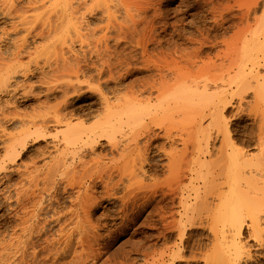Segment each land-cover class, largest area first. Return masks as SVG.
<instances>
[{"label": "rangeland", "instance_id": "374dc122", "mask_svg": "<svg viewBox=\"0 0 264 264\" xmlns=\"http://www.w3.org/2000/svg\"><path fill=\"white\" fill-rule=\"evenodd\" d=\"M81 1L83 3H85V0H81ZM87 1H88V4L90 2V5H87ZM91 1L93 2V0H86V6L87 7L81 6L80 9H78V11L75 13V16L78 17L79 21L74 19L75 25L73 28H71V34L69 31H68L69 32L68 34L66 33L67 31L64 32L66 35L69 36V37H67L65 35V39L67 38L69 40L66 39V41H61V42L57 41L56 53L43 54L42 57H39V61H38V64L41 66V65H44V62L46 61V57H47L49 62L57 60L61 64H64V60H63L64 57L68 58L69 62L71 61L70 59H72V62H70V64L66 62L68 64L69 69H71L72 66L74 67V65H75V67L77 65H79V67L82 66L80 68H82L83 73L82 72L79 73L80 76L78 77V80H77L78 82L71 79L73 81V84H76L77 86H79L78 84H80V86L75 87L76 86L75 85L74 86L75 88L70 87L69 89H67L69 91V93H68V91L65 93L63 90V88H64L63 86H65V84L63 82H65L67 80V78L69 80V77L65 75L66 73H64L65 76L62 74L63 76L60 77V75H61L60 74L61 71H60L58 74L55 73L56 76H54V74L49 73L47 67H45L46 69L45 68L43 69L45 71L44 72L45 76H44V74H41L40 69H39V71H37L36 69L33 70V72L27 74V76L26 75L23 76L22 74L15 75V77H13V79L11 80L12 88H8V91H2L0 93V102H1L0 103V105H1L0 106L1 107L0 112L3 108V111L4 110L7 111L6 112L7 115L10 114L7 116L6 119H2L1 117H3V116H1V113H0V118H1V120H0V243L3 242L4 240H8L10 237L25 236L28 233V232H24V228H26V229H28V228L24 227L21 224L22 220L20 217L23 215V213L20 212L22 209L19 210L20 208L18 206H20V205L17 204L16 199H15L16 198V192H17L16 189L19 190L23 186H24V188H25V186L27 188V186L31 185V186H29L30 188H28V192H31L32 191L31 188H33L34 186H35L34 188L38 187L36 185H39V186L41 185L44 188L49 186L47 188H50L51 190L48 189L47 191H44L45 189L40 190L42 187L41 188L38 187L39 189L36 188V191L37 190L39 191V192L37 191L36 194H38V193L40 194V195L38 194L39 197H36V200H38L40 202L41 206L39 205V207H40L41 212L39 211V214L37 216H33V219L30 221L28 220V224L26 223L27 226L30 225L29 227L31 228V232H32L31 234L32 235H33V231H34V236H32L33 237L32 240L36 241V243L35 244L33 243V246H34V248H36L38 250V252H41V254L38 253V255H41V256H43L44 254L46 255L48 253V249L47 250L45 249L46 250L45 251L44 247H43L46 245V243H43L44 241L46 242V240H47L46 237H48V240L51 236H52L51 238H53V236L56 237L57 235L55 233H57L59 231L58 229L62 225V222L68 220L69 213H70L69 208H71V210H72V208H74V205L72 204V201H71L73 196L77 194L78 189H81V190L84 189L85 190L86 187H89V185L92 184L89 181L90 179L87 176L88 173L85 174V170L82 167L83 165L81 164V162H82L81 160H85V158H87V160H88V158L91 159L96 155H102L103 156V154H105L103 157L101 156L102 157V161H101L102 163L111 164V163H115L116 160H118L117 163H120V159H121L123 154H122V151L119 147L122 146V144L125 145L126 143H128L130 139H131L130 141H132L133 138H136V134L137 133L139 134L141 132L140 131H138V132L134 131V132H136V134L134 135V132L130 131V133L133 134V135H130L129 131H126V130H128V127H131L133 125V123L132 124L127 123L126 124V125H128L127 128L125 127V125H122V128H125L126 130L122 129L123 131L124 130L125 131L121 132L120 135L124 134V135H122V137H123L127 133L128 136H125V137H126V139L128 137L129 140L127 139V141H126V139L123 137L121 139L123 142L121 143V145H118L121 142V140H119L121 138V136L119 135L120 138H118V136H116V140L120 141V142L117 141V146L119 148L117 151L120 150L119 152H117L116 149L114 150L113 147L112 148L110 147V144L112 145V142L111 143L107 142L108 141V140H106L107 138L102 137L100 139L98 138L97 139L98 144L96 143L95 146H93V148L94 147L96 148V149L94 148L95 153H93L87 147H86L87 149L85 150L84 148L81 149V148H78V146H74V145L73 146H70V145L67 146L66 143H64L65 139L63 140V138L65 137L66 134H68V128L63 126V125L62 126L61 125H54V123H52V124L50 123V125H48L49 127L48 126L46 127V130L45 129L43 130V128H42V130L44 132V133H42L43 136L41 135V132L39 134V131L35 132V134H33L35 130H32L34 128H31L30 129L31 135H28V137H27L28 139L24 140V143H23L22 142L23 138H20L22 140L19 143L20 146L16 145V148L14 146V151L16 150V152H14V151L12 152V151H10L11 148L8 149L7 146L11 147V145H12V143H14L15 139L18 140L20 136H22V135L25 136V134L27 135V133H29V130L28 131H22L21 130L22 126L20 125L21 124L20 118H28L30 116L38 115L40 113L42 114V112L45 113V112H47L46 111L47 109H49V110H50V108H52V109L56 108L57 109L58 107H60V109L66 108L65 109L66 111L67 110L69 112L71 111L70 113L73 116L71 124L76 125L78 123V125L80 127L82 125H85V126H83L84 128L85 127L86 128L87 127L88 128L89 127L94 128L96 126L98 127L97 123L101 122L102 121L101 118H103L102 116H104L106 114L105 108H103L104 104H102V101H104V100L100 101V98L103 97L101 99L107 98L109 100V103H111L112 106L114 107L113 110H115L117 112L116 117H119L118 114L120 113V111H122V110H120V106H122L121 108L124 109L125 107H127L130 104L128 106V108L131 106L130 107V109H131L133 107L131 104H134L137 107L136 108L134 106L136 109V112L137 111L139 112L141 119L144 118L145 120H147L148 116L145 117V115L150 116L151 113L154 114V111H152L149 114H146L147 112L145 113V111H143V110H145V108L141 111L140 105L142 104V106L143 105L146 106V102H147V100L145 99L146 97H147V99H148V97H151V98L153 97L151 99L152 102H150V104L153 103L154 101H156L155 97L157 96V94L156 95L154 94V93H158L156 86L158 85V87H159L163 82L166 83V82L171 81V80L174 81L173 78L176 77L175 76V75H177L176 72L178 73V75L180 77V78H178V81L181 82L183 80V84H185L187 81V84H189V86H192V87L195 86V84H193L195 82H196V84L198 83L197 85L199 86V85H202L203 82H206V80H207L208 82H206V83H209V85H211V87H212V88L210 87V89L208 90V93L210 94V92H212L213 94L215 93V95L208 97L206 93H204V94H206L205 96H207V98H205L208 100L207 104H209V106L211 104V106H212L213 102L217 101L218 97L221 94L222 85H223L222 80H226L227 76L229 74L233 76L234 71L237 70L236 66H232V64L236 65V62H239V61L244 62V60L246 58H248V53H250V52H248V53H246V52L249 50L251 51L252 48L254 47V45L252 44L253 45V47L251 46L252 48H250V49L246 48L249 46L245 47V45H247V44L251 45V41H253V39H251V41L249 40L250 41L249 43L247 41V44L245 43V45H244V47L247 49L246 52H244V53L242 52V51H245V48L242 49V51L239 50L238 52H240V51L242 52V54L239 53L241 58L237 57V59L235 60L236 56H234V54L237 55V53H234V52H237L235 50L237 49L236 44L238 45L239 38L237 39L236 44H235V39L239 36L238 32H242L245 29L250 28L251 30L249 31V34H247V36L245 38V39H248V37H249L248 35H250V33L255 32L254 30L257 31V28H258L259 29L258 30L259 35H257V36L260 39L263 38L262 29L259 28L260 25L258 27L257 23L259 20L264 21V0H125V2L129 3L131 6L126 4V3H125L126 5L124 4L123 6H120L122 9L118 8L119 9L118 10L119 13L117 16L118 19L115 22L109 20L106 15H104L102 17L101 9H99V6L101 5L100 2H99L100 4H97V6L95 8V6L94 7L91 6V5H93ZM109 1L107 0L105 2L108 3ZM113 1H115V0H113ZM93 3L96 4V2H93ZM107 3L104 4V0H103V5H107ZM110 4H111V2H110ZM103 5H101L102 7L100 6V8L103 9ZM123 8H125L126 11ZM126 8H128L129 10H127ZM244 8L248 9V11H249L248 19H246V20L241 19L240 20V18H238L239 17L238 15H240L241 10ZM120 10H122V11H120ZM230 13H232V14H230ZM230 15L231 16L237 15V16H234V18H231ZM3 28L9 29L10 27H9L8 22L0 19V30ZM260 29H261L262 33L260 32ZM258 32H257V34H258ZM81 34H83V35H81ZM0 37H2L1 32H0ZM255 38H257V37H255ZM62 42H64V43H62ZM65 42H66V44H65ZM200 42H201V45H203L201 47H200ZM29 43H30V46L33 47L35 45L44 44L45 41H42L37 37H30ZM225 43H229V44H225ZM6 45H8V44H6ZM143 45L146 48V50L144 49ZM1 47L4 48L5 46L2 44ZM237 47L239 48V46H237ZM61 48H63L64 50ZM67 49H69V50H67ZM143 49L146 52H144ZM61 50L64 52H62ZM199 50L201 51V56H200ZM72 51L74 52V54ZM61 55H63V56H61ZM233 56H234V59H232ZM70 57H72V58H70ZM189 57H191V58L189 59ZM143 58H145V60ZM230 58H231V60H230ZM229 60L230 61L235 60V61L232 62V64H229L230 63V62H228ZM23 61L24 62H30L31 66H32L31 69L35 68L34 67L35 66L34 65V59L31 60V57L25 56L23 58ZM77 61L79 64L77 63ZM222 61L224 64L222 63ZM193 62H195L196 64ZM60 63H59V65H60ZM211 63H212L213 67L210 65ZM71 64H74V65L71 66ZM81 64H83L86 69H84L83 65H81ZM146 64H147V66H146ZM202 64H203V67L205 66L206 68H209V69H205V67H204V69H205L204 70L202 67ZM227 64H229L230 67L232 66V69H230ZM69 65H70V67H69ZM100 65H101V68H100ZM207 65L208 66L210 65V66L208 67ZM225 65H227V66H225ZM60 66H64V65H60ZM65 67L67 68L66 65H65ZM64 68L62 69L63 71L66 69V68L65 69ZM96 70H98V71L96 72ZM260 70H259V72L261 75L259 74L260 76L258 77V80L261 81L263 79V82H264V67H262ZM100 71H101V73H100ZM228 72H229V74H228ZM161 73H163L164 77H162ZM96 74H97V76H96ZM178 75H177V77H178ZM57 76L60 78H58ZM191 76H193V77H191ZM71 78H74V77H71ZM191 78H193V79H191ZM57 79H58V81H57ZM179 79H182V80H179ZM208 79H212V80L209 81ZM51 80L52 81L55 80V82L54 81L52 82ZM140 80H141V82H140ZM175 80H176V78H175ZM184 80H185V83H184ZM191 80L192 81L195 80V82H192ZM253 81H254L253 85H251L252 89H250L246 93L247 96L245 95V97H244V98H246V100H242V104H241L242 106L238 107L237 98L236 99L234 98V100H233L234 104L231 106H228L223 111L225 116H224V114L222 115L223 116L222 121H220L221 119L218 116L217 117L219 118V120H218V118L215 119L216 117H210L208 111H212V110H208V111L206 110V112H208L209 116H206L204 119H202V121H201V123H199V125L196 122H191L189 120V119L193 118L194 116L193 117L191 116V118L188 117L186 119L183 116L187 114V111H190L187 108L188 106L190 109L192 107H194L191 105L193 103L192 101H191L192 102L191 104L189 103L190 105L187 104V106H186V103H185V106L183 107V104H182L183 101L182 100H181L182 101V103H181V101L176 102L172 99L174 103L176 102L177 104H179V103L181 104V105L176 106L177 109H175L173 111V109L176 107H174V108L171 107L170 109L165 110V112L163 111L164 113L160 110L155 112L156 115H153V116H155V119H157L159 121L161 120L162 124H164L162 126L167 125L168 126L167 132L169 131L170 133L168 132L167 135H163V133L165 132L164 128H160V126L159 127L158 126H152L151 127L152 130H150L152 132H149V134H151L150 136L153 137V142L150 140V138H148V136L147 137L145 136V135H149L147 133H145V134L143 133V135H144V136L142 135L143 137L142 136L140 138L138 137L139 140L143 143L145 142V140L146 141L149 140L152 143V145L150 144V146H149L150 151L149 150L147 151L149 153L148 158L151 157L152 161L149 158V164L150 165H146L145 169H147V172H148L147 175L149 177L153 176L154 178H156V177L158 178V176H159V178L156 180L153 177H152L153 178L152 179V178H149L148 176H146V177H148L147 179H150V181L155 180L153 182L154 183L156 182L155 184L160 186V187L151 186V188L149 187L150 191L155 190V192L156 191L158 192V193L156 192V193H154V195H152L154 197L152 198L153 201L151 202L150 205L153 204V206L152 207L149 206L146 209H144L145 211H143L141 214H139L135 218V220L132 221L133 223L129 222L127 224L123 220L124 218H123V215L121 213V203H120L119 197L121 196V194H123L124 191L129 189V186H132V185L136 186V184L135 185L130 184L128 186L125 185L126 184V182H125L126 177L125 178L123 177L122 179H124V180H122V182L120 183L121 185H123V183H124L123 189H121L122 186L120 187L119 182H118V186L120 187V189H117V186H115L116 188H114V190L116 189V191H114L113 189L110 190V188H109L110 191H114V193H113L114 198L112 196H110V195H112V193L108 192L110 194H108V193L106 194V192H107V191H105L106 188L103 187L104 185L102 183L96 184V186H94L93 189L96 190L95 195L99 198V199L97 198V201L99 200V202H98L99 204L96 206L97 208L91 213V219L93 222L92 224L97 227V228L95 227L96 228L95 229L96 230V237L90 236L88 239L89 240L88 242L91 245L90 247H88V248H90L89 251L91 249L93 251L91 250L92 253L87 251L90 255L87 254L85 256H88L89 258L87 257L86 260H84V263H82L83 260L80 261V259H81L80 258L78 260V262L80 261V263H78L76 261L77 264H81V263L82 264H161V263L162 264H229V263L230 264H244V263L245 264H264V219H263L264 216H262L263 210H264V96L262 98L261 97L258 98L256 101H254V95H253V92H254L253 89L257 88L260 90L261 88L263 89L264 86L261 83L262 81L260 82L261 85H259L260 84L259 82H257V81L255 82V80H253ZM50 82H51V84H49ZM188 82H190V83H188ZM200 82H202V83H200ZM211 82H213V83H211ZM52 83H54V84H52ZM55 83H56V85H55ZM174 83H175V81H174ZM174 83L172 82L170 85L174 86ZM14 84H17V86ZM168 84H169V82H168ZM165 85L162 84V86H164V87H165ZM216 85H218V87L220 85L221 88L214 87ZM224 85H223V87H224ZM13 86H15V87H13ZM154 86H155V88H154ZM171 86L170 87L166 86V87L172 89ZM186 86H188V85H186ZM57 87H58V89H57ZM13 88H16V89L13 90ZM76 88L78 90H76ZM48 89H49V91H48ZM148 89H150V90L148 91ZM199 89L202 90V88H200V87H199ZM169 90H167V91L169 92ZM170 91L176 93L175 89L174 90L172 89ZM251 92H252V94H251ZM51 93H53V94H51ZM149 93H151V95ZM66 94H68V96ZM171 94H173V93H171ZM165 95L170 96V94H168V93ZM203 95H201L202 98H203ZM210 95H212V94H210ZM169 96H168V98H169ZM173 96H174V94H173ZM170 98H171V96H170ZM194 98H195V100L198 99L194 96L192 98V100H194ZM144 99L146 100V102ZM172 100H171V103H172ZM183 100H185V99H183ZM186 100H188V99L186 98ZM195 100H194V102H195ZM199 100L204 101V99H199ZM65 101H67V102L64 103ZM133 101H135V102L133 103ZM61 102L65 105L66 104H68V105L65 106ZM204 102H206V101H204ZM126 103H128V104L126 105ZM174 103H172L173 106L176 104V103L175 104ZM195 103L193 105H195ZM200 103H202V102H200ZM202 104H200L198 108H200L201 110H205L207 107H205V106L201 107ZM204 104H206V103H204ZM179 106L180 107L182 106V107L180 108ZM4 107H5V109H4ZM195 107H197V105H195ZM241 107H243V108L241 109ZM117 108H118V111H117ZM128 108H127L126 112L128 111ZM184 108L187 109L186 113H185ZM198 108H194V109H198ZM236 108H237V110H236ZM238 108L241 109V111ZM9 110H10V113H8ZM124 110L122 111L121 117H120L121 120L123 119L122 121H124V119L127 120V118H128L127 115L129 114V113H126ZM132 110H134V108H132ZM13 111H15L17 114ZM132 112H133V114L130 113L131 115H129L130 119L128 120V122H131V119H133V121H134L135 120L134 118H137L134 115V111H132ZM180 112H183L184 114L183 113L181 114ZM206 112H205V114H207ZM12 113H14L13 117H11ZM143 113H145V114H143ZM122 114H124L125 116ZM178 114L180 115V117L182 115L183 118L182 117L180 118ZM188 114L192 115V112H190ZM19 115H21V116H19ZM167 115H168V117H174L175 119L174 118L173 119L167 118L166 117ZM163 116H165V118H166V119H164V121H163V118H164ZM10 117L12 119L13 118H15V119L12 120ZM125 117H127V118H125ZM178 117H179V119H177ZM137 119L139 120V118H137ZM182 119H184V120H182ZM213 119H215V121ZM167 121H169V122L165 123ZM171 121L173 123H170ZM189 121H190V123H189L190 126H191V124H193V126H191L190 128L188 126ZM192 121H195V119ZM136 122L137 121L135 120L136 126H132V128H131L132 130H133V127L134 128L137 127L136 129L140 130L141 127L137 126V125H141V123L138 124V122L137 123ZM140 122H142V121H140ZM175 123H177V124H175ZM194 123H195V125H194ZM170 125H171V127H170ZM175 125H176V128H175ZM179 125H181V126H179ZM52 126H54V127H52ZM225 126H227L226 129L231 130L229 132H226L227 134L230 133V134H228V136L230 135L229 137L226 135L225 131H224L225 134L223 132H222V134H220V130L223 129ZM138 127H139V129H138ZM169 127L171 128V130ZM66 128H67V130L65 131ZM197 128H198V130H197ZM199 128H200V130H199ZM56 129H58L57 131H62V132H59V134H58L56 132ZM188 129H190V130H188ZM42 130H40V131H42ZM223 130H225V129H223ZM63 131H65V132H63ZM96 131H98V130H96ZM188 132L190 134L193 133L192 136H190ZM153 133L155 136L153 135ZM161 133H162V137L161 136L159 137V135H161ZM55 134H56V137H55ZM138 134H137V136H138ZM186 134L188 136H186ZM63 135H64V137H63ZM117 135H118V133H117ZM129 135L131 137L132 136H134V137L131 138ZM168 135L171 136L170 137L171 139L174 138L173 139L174 143H172L170 138L165 137ZM195 135H197V136H195ZM222 135H224V136H222ZM24 136H22V137H24ZM177 136H178V138H176ZM179 136H181V137L179 138ZM6 137H8L9 140ZM144 137L148 138V139H145ZM188 137H190V139H188ZM10 138H11V140H10ZM167 138H168V140H167ZM182 138L184 139V142L186 143V145H184L185 151L190 150L191 145L193 147V148L191 147L192 149L190 151L185 152V155H188V156H186V158L188 157L187 160L185 159L186 163H184L185 164V170H184L185 175H184V177L185 176L186 177L182 178V180L183 179L184 180L181 184V187L183 188L182 194L184 193L183 196L186 194L185 195L186 197L184 196V198H185L184 201L187 204L190 203L189 205H187V204L185 205V203H184V205L186 206L185 208L187 209V211L185 210V213L187 212L186 213L187 217L189 216L190 219H186L187 218L186 214L183 211L184 205L183 206L180 205L179 199L175 198L176 195L173 196L172 195L173 192H171V191L169 192L170 189L168 190V188L166 187V184H164V186H163V184H161L163 179L170 177L166 173V172H168L170 174V172L166 169L167 167H165V165H164L167 162V155L168 154H166V153L183 149L184 143L183 142L181 143V141H183ZM24 139H25V137H24ZM55 139H57V140H55ZM191 139H194V141H191ZM196 139H198V141ZM204 139L206 141L208 140V145H209L210 149L212 148L211 149L213 151V152L211 151L212 154H208L210 157H208V155L204 152V150H205L204 149L205 148L204 147V145H205ZM124 140L126 141V143ZM57 141L58 142L61 141V142L58 143ZM114 141H115V138H114ZM199 141H200V143H199ZM187 142H189V143L187 144ZM191 142H192V144H191ZM196 142H197V144H196ZM143 143H141V144H143ZM161 143L163 145H165V146H163V148L165 147L166 153H163V151L165 152L164 149L161 150V148H160ZM194 143L196 144V146ZM198 143H199V145H198ZM16 144H18L17 141H16ZM21 144H23L22 145L23 147L21 146ZM61 144H63V145H61ZM128 144H130V143H128ZM213 145H215V147ZM231 145H234L236 148H242L243 147L242 149L246 150V151L243 150L246 153L245 155H247L248 158L250 157L247 160L249 167H248V169H247V167L244 169V170H247V172L243 171V170H241V171H243V172H241L238 170V172H239L238 173L237 171L234 172V170L231 168L232 167L231 161H233L232 160L233 157L230 158L229 155L227 157V155L223 154V153L227 154V152L229 153L231 151ZM65 146H67V149ZM126 146H124V147H126ZM108 147H109V149H108ZM166 147H167V149H166ZM198 147H200V149ZM6 148H7V150H6ZM158 148H160L159 150H161L162 152L159 151ZM168 148L172 149V150H169ZM223 148H224V151H226V152L222 151ZM201 149H202V151H201ZM219 149H220V151H219ZM214 150H216V151H214ZM6 151H10L13 153V154L9 153L10 156L12 155L11 159H8L10 157H5ZM111 151L113 152V154L110 153ZM154 151L157 153H155ZM221 151L223 153H221ZM59 152H61V153H59ZM71 152H73V155ZM16 153H17V156H16ZM89 153L93 156L89 155ZM126 153L127 152H125V154ZM218 153H220V156ZM84 154H85V156H84ZM86 154H88V155H86ZM94 154H96V155H94ZM221 154H223V155L221 156ZM111 155L113 157H111ZM211 155H212V157H211ZM198 156H199V158H198ZM12 157L13 158L16 157L14 159V162H13ZM71 157H72V159H71ZM117 158H119V159H117ZM203 158H204V161H203ZM79 159L81 162L79 161ZM229 159H230V162H229ZM60 160H61V162H60ZM68 160L70 162L69 164H68ZM196 160L199 161V164H201L200 161H203V163H205V164H203L204 166L201 164L202 167L200 166V168H199L200 170H198L199 166L197 167V165H199V164ZM53 161L56 163L55 166H58L59 168L52 165ZM76 161H77V163H76ZM59 162L62 165V167H60V164L57 165ZM162 162L164 163V164H161L163 166H161L159 164ZM251 162H253V163H251ZM187 163H188V165H187ZM227 163H228V165H227ZM206 164H207V166H206ZM34 165L36 166V168ZM66 165H68V166H66ZM24 166H25V168H26V166L28 168H26V170H25V168H23ZM51 166H52V168L55 167V168H53L54 170L51 168ZM189 166H190L191 170L189 169ZM208 166H210V167H208ZM226 166L230 167L229 169L227 168L229 171L226 169ZM70 167H71V170H68ZM205 167H207V168L204 169ZM32 168H34V169H32ZM44 168H46V169H44ZM50 168L52 169V172H51ZM66 168H67V171H66ZM162 168L164 169V171H162L163 170ZM249 168H251V169H249ZM78 169L81 172L78 171ZM194 170L197 171V173L194 172ZM250 170H252V171H250ZM26 171H28L29 173L31 172V174H32L31 176H29L30 174L26 175V177L29 176L28 178L30 180L27 178H24V175H25L24 172L26 173ZM44 171H45V173H44ZM54 171H55V173L57 171L58 174L52 176L51 174L54 173ZM65 171H66V173H65ZM200 171H201L202 176L199 175ZM22 172H23V174H20ZM39 173H40V176H38ZM64 173H65V175H64ZM67 173H68V175H67ZM125 173H127V172H125ZM149 173L150 174L152 173V176H150ZM153 173H154V175L157 174V175H155L156 177L153 175ZM70 174L72 177L70 176ZM77 174H78V177H77ZM82 174H83V177L85 179L82 176H80ZM163 174L164 175L167 174V175L163 176ZM22 175H23V177H22ZM62 175H64L63 177L64 178L66 177L67 179H64L62 177ZM58 176L61 178V180H60V178H58ZM67 176H69V177H67ZM116 176H114L115 178H113V179L118 180L119 176H117L118 178H116ZM122 176H124V175H122ZM33 177L36 178L35 179L36 181L34 180ZM70 177H71V179H70ZM76 177H77V179H76ZM130 177L132 178L131 174L127 178V181L130 180L129 179ZM160 177H162V178H160ZM201 177H202V179H201ZM45 178L47 180H45ZM48 178H49V181H48ZM62 178H63V181H62ZM78 178L81 179L80 184L78 183L79 182ZM147 179L145 178L144 182H146V183L149 182L150 184L152 183L153 185H155L153 182H150ZM52 180L55 182H53ZM27 181H29V183ZM51 181H52V183L50 186L49 182H51ZM56 181H57V183H56ZM73 181H74V184L76 183L75 185L73 184ZM188 181L190 183H188ZM45 182H47L48 184ZM65 182L68 184L65 185ZM70 182H72V186H71ZM159 182H160V184H157ZM77 183L79 186L77 185ZM185 183H188V184H185ZM46 184H47V186H46ZM127 184H129V183H127ZM86 185H88V186H86ZM161 185H162V187H161ZM124 186L126 187V190H125ZM137 186H138V184H137ZM183 186H186L188 189H186ZM66 187H68V188H66ZM69 187L70 188L72 187V188L69 190ZM77 187H79V188H77ZM156 187H157V189H156ZM34 188H33V190H34ZM62 188H65V189H63V191H62ZM133 188H135V187H133ZM153 188H155V189H153ZM159 189H161V190H159ZM164 189H165V191H164ZM197 189L199 190L198 192H197ZM40 191H41V193H40ZM118 192H119V194H118ZM162 192H164L165 194ZM163 194H164V196H163ZM103 195H107V197H105ZM168 196H171L173 199H171ZM193 197H194V199H193ZM197 197H198V199H197ZM200 199H202V200H200ZM222 200H224V201H222ZM225 201L227 203V207H225L224 205H221ZM193 205H195V206H193ZM158 207H159V209H158ZM192 207H194V209H195V210H193V212L191 211ZM229 207H231V208H229ZM232 207H233V209H232ZM68 209H69V211H68ZM62 211L64 213L67 212L68 215L62 216V214H61V213H63ZM196 211L198 213H200V216ZM229 211H231L232 213ZM161 212H163V213H161ZM160 213H161V216L159 217L158 214H160ZM180 213L182 214V216ZM190 213L192 214L191 215L192 217L190 216ZM225 213H226V219H224ZM227 213H229L230 215H228ZM162 214L163 215L165 214V215L163 216ZM169 214H171L174 219ZM232 214L234 215V217L236 219L233 217L234 218V220H233ZM236 214L239 216L238 217L239 223H237L238 221H237V215ZM152 215H154V216H152ZM195 215H196V218H195ZM66 216H68V217H66ZM256 216H258V217L260 216L259 218L257 217L258 218L257 221L255 219ZM164 218H165V220H164ZM261 218L263 220H261ZM61 219H63V220H61ZM120 219H121V221H120ZM178 219H180V220H178ZM185 219H186V221H185ZM182 220H183V223L185 222L184 226L182 225ZM192 220H194V222H192ZM199 221H201V222H199ZM215 221H216V223H215ZM227 221H228V225H227ZM229 221H230V223H229ZM222 222H223V226H225V227L222 226ZM33 224L34 225L37 224V226L35 227ZM168 224H170V225H168ZM177 224L180 226L177 227ZM192 224H193V226H191ZM204 224H206V225H204ZM117 225H119V226H117ZM207 225H209V226H207ZM210 225H211V227H210ZM232 225H234L233 226L234 228L232 227ZM238 225L242 226L239 235L237 234L238 233L237 229L239 227ZM229 226H231L232 229ZM174 228H176V229L178 228V229L175 230ZM179 229H182V232H183V235H182L183 237H181V239L179 237L181 235V230L179 233V231H178ZM234 229H235V231H234ZM132 230H134V231H132ZM215 231H216V233H215L216 235H213V233ZM227 232H228V234H227ZM234 232H235V235H234ZM232 233H233V235H232ZM215 236L217 237L216 239H215ZM220 236H224L225 238L220 237ZM74 239L75 240H73L72 246H71L72 250L70 249L69 252L67 250L65 253L61 252L62 256H60V255L58 256V258L60 259V260L58 259V262L56 261L57 259L55 258V261H54L55 264H57V263L58 264L59 263L68 264L69 262L73 263L72 261H74V259H75L74 258V250L75 249L77 250V248H78V250L80 249L79 245L77 244V242H78L77 238H74ZM34 241H32V242H34ZM231 241L232 242L235 241V242L232 243ZM40 242H42V243H40ZM36 244H37V247H36ZM42 244H43V246H41V247H43V249L39 247ZM76 244H77V246H76ZM223 245H227V246H223ZM38 247L41 250H43L45 253L40 251V249ZM73 247H74V250H73ZM97 250H98V252H97ZM219 250H221L223 254L221 252H219ZM28 251L31 252L32 248L29 247ZM54 251H56V250L54 249ZM54 251L52 249V252H54ZM162 251H163V254H161ZM61 253H59V254H61ZM159 253L162 255L161 257H160ZM175 253H176V256L173 255ZM229 253H230V255H228ZM248 253L252 257L251 260L246 259ZM54 255L56 257L57 254H54ZM85 256L83 259H85ZM177 256H179V257H177ZM220 256H222L221 259H220ZM40 257L37 256V260L34 262V264H38L37 261H39L41 264L42 260L46 264L47 263L49 264L52 262L51 260H48L45 257L44 258L46 260H44V258L42 259V257L41 258ZM173 257H175V258H173ZM224 257H226L225 259L227 261L224 259ZM234 257H236V258H234ZM38 258H39V260H38ZM70 258H71V261H68V260H70ZM222 258L224 259V261H222L223 260ZM237 258H239V260ZM206 260H207V262H206ZM208 260H209V262H208ZM45 261H47V262H45ZM229 261H231V262H229ZM27 263L29 264L31 262L29 261ZM42 264H43V262H42Z\"/></svg>", "mask_w": 264, "mask_h": 264}, {"label": "bare ground", "instance_id": "6f19581e", "mask_svg": "<svg viewBox=\"0 0 264 264\" xmlns=\"http://www.w3.org/2000/svg\"><path fill=\"white\" fill-rule=\"evenodd\" d=\"M105 1H107V0H104V4L105 3H107V2H105ZM109 1V0H108ZM92 2V1H91ZM93 2H96V4L95 3H93ZM93 2H92V4L93 5H91V6H95V8H96V6H97V4H100L101 3V5H103V0H93ZM100 2V3H99ZM110 2H111V4H110ZM128 4V5H130L129 3H127V2H125V0H115V1H113V0H110L108 3H107V5H103V9L102 8H100V6H99V9H101V13H102V17L104 16V15H106L107 16V18L109 19V20H111V21H116L118 18H117V16H118V8H121L120 6H123L124 4ZM84 4V5H83ZM95 4V5H94ZM125 4V5H126ZM87 5H90V2H89V4H88V1H87ZM81 6H86V0H85V3H83L81 0H0V19H2V20H4V21H6V22H8V24H9V29H6V28H3V29H1L0 30V32H1V34H2V37H0V93L2 92V91H8V88H12V82H11V80L13 79V77H15V75H17V74H22L23 76L24 75H26L27 76V74H29V73H32L33 72V70H37V71H39V69L41 70V74H44V68L45 67H47V69H48V71H49V73H51V74H54V76H56L55 75V73L56 74H58L60 71V77H62L63 75H64V73H66L65 75L66 76H68L69 77V80H68V78H67V82L65 83V82H63L64 84H65V86H63L64 88H63V90H64V92L66 93L68 90L67 89H69L70 87H74L76 84H73V81L71 80V79H73L74 81H77L78 80V77L80 76V72H82V68H80V67H82V66H80L79 67V65H77L76 67H75V65L74 64H71V66L72 65H74V67L72 66L71 67V69H69L68 68V64L67 63H69L70 64V62H72V59H70L71 61L69 62L68 61V58H65L64 57V59L61 57V56H63V55H61L60 57L64 60V64H61L60 62H58L57 60H55V61H51V62H49L48 61V59H47V57H46V61L44 62V65H39L38 64V61H39V57H42V55L43 54H47V53H56V50H57V41H59V42H61V41H66V39H65V31H67L66 33L68 34L69 32H70V34H71V28H73L74 27V25H75V22H74V19L75 20H78V17H76L75 16V13L78 11V9H80V7ZM90 6V7H91ZM105 6V7H104ZM131 6V5H130ZM87 7V6H86ZM89 7V8H90ZM102 7V6H101ZM85 8V7H84ZM92 8V7H91ZM94 9V8H93ZM122 9V8H121ZM124 10H125V8H123ZM127 10H129L128 8H126ZM92 10V9H91ZM120 11H122V10H120ZM126 11V10H125ZM124 11V12H125ZM230 14H232V13H230ZM237 14V13H236ZM239 14V13H238ZM248 15H249V11H248V9H246V8H244V9H242L241 10V12H240V15H238L239 17L238 18H240V20L242 19V20H246V19H248ZM231 16V15H230ZM234 16H237V15H234ZM234 16L232 15L231 16V18H234ZM236 18V17H235ZM230 19V18H229ZM237 19V18H236ZM67 20V21H66ZM79 21V20H78ZM233 21V20H232ZM257 23V22H256ZM258 27H259V25H260V27L259 28H261L262 29V32H263V34H264V21L263 20H259L258 21ZM134 27V26H133ZM135 28V27H134ZM261 29H260V32H261ZM101 30V29H100ZM244 30V29H243ZM251 29L249 28V29H245L244 31H242V32H238V34H239V36L235 39V44H236V41H237V39L239 38V42H238V45L236 44V48L238 49H234L235 51H237V52H234V53H237V55H235L234 54V56H236V58H235V60L237 59V57L239 58L240 57V55H239V53H241L242 54V52L244 53V52H246V48H252L253 47V45H254V49L252 48V50L250 51L249 49V51H247L246 53H248V52H250V53H248V58H244L245 60H244V62H236V65L235 64H232V62H234L235 60H232V61H230L231 60V58H230V60L228 61V62H230L229 64H232V66H236V68H237V70H235L234 71V74H233V76L232 75H230L229 74V72H228V74L230 75H228L227 76V79L226 80H222V82H223V85H224V87H223V85H222V91H221V94H220V96L218 97V100L217 101H215V102H213V105L211 106V104H210V106H209V104H207L208 103V100L207 99H205V98H207V96L208 97H211V96H213V95H215V93L213 94L212 92H210V94H212V95H210L209 93H208V90L210 89V87H211V85H209V83H206V82H208L206 79V82H203V84L202 85H197L196 84V82H195V80H191L192 82H195V83H193V84H195V86L194 87H192V86H189V84H187V81H186V83H185V80H184V83L186 84V85H188V86H186L185 84H183V80L182 79H179V80H182L181 82L180 81H178V78H180L179 77V75H178V73L176 72V74L178 75V77H177V75H175L176 77H174L173 79H174V81H175V83H174V81L173 80H171V81H168L169 82V84H168V82H166V83H162L163 85H165V87L164 86H162V84L158 87V85L156 86V89H157V92L158 93H154L155 95L157 94V96L155 97V100L156 101H154L153 103H151L150 104V102H152V98L151 97H148V99H147V97L145 98L146 100H147V102H146V100H145V102H146V106L145 105H143L142 106V104L140 105V109H141V111L145 108V110H143V111H145V113L146 114H149V113H151L152 111H154V114H152L151 113V115L149 116V115H145V117H147L148 119L147 120H145L144 118L143 119H141V117H140V114H139V112L137 111L136 112V109H135V105L134 104H131L133 107L132 108H134V110H132V108L130 109V107L128 108V106L130 105H128L127 107H125L124 109H122L121 107L122 106H120V110H124L125 112H126V110H127V108H128V111L126 112V113H129L128 115H127V117H125V118H127V120L126 119H124V121H122L121 119H120V117H121V113H122V111H120V113L118 114L119 115V117H116L117 116V112L115 111V110H113V106H112V104L111 103H109V100L107 99V98H104V99H101V98H103V97H101L100 98V101H102V100H104V101H102V104H104V107L103 108H105V111H106V114L104 115V116H102L103 118H101L102 119V121L101 122H99V123H97V125H98V127L96 126V127H94V128H92V127H83V126H85V125H82L81 127L78 125V123L76 124V125H73V124H71V121H72V114L67 110H65L64 108H62V109H60V107H58L57 109L55 108V109H52V108H50V110L49 109H47L46 111L47 112H45V113H43L42 112V114L40 113V114H38V115H35V116H30V117H28V118H20V125L22 126L21 127V130L22 131H28L29 130V133H27V135L25 134V136L24 135H22V136H24L25 137V139H24V137H22V136H20L19 137V139L18 140H16L15 138V141H14V143H12V145H11V147H8L7 146V148L8 149H10L11 148V150L10 151H14V146H15V148H16V145H19V143L22 141L23 143H24V140H26V139H28L27 137H28V135H31L30 134V132H31V128H34V129H32V130H35L34 131V133L33 134H35V132H38L39 131V134H40V132H41V135L43 136V134L42 133H44L43 132V130L45 129L46 130V127L48 126V125H50V123L52 124V123H54V125H63V126H65V127H67L68 128V134H64L65 135V137H64V135H63V140L65 141H63L64 143H66V145L67 146H78V148H81V149H87V148H89L90 149V151L91 152H93V153H95L94 152V150L96 149L95 147V149L93 148V146H95V144L97 143V139L99 138H102V137H105V138H107L106 140H108L107 142H112V145L110 144V147L112 148H114V150L116 149V151L120 148L121 149V151H122V157H121V159H120V163H117V161L118 160H116V162L115 163H111V164H104V163H102L101 161H102V157L105 155V154H103V156L102 155H96V154H94V155H96V156H94L93 158H88V160H87V158H85V160H81L80 161V159H79V161L81 162V164L83 165H81L82 167H83V169L85 170V174H87V176H88V178L90 179L89 181L92 183V184H88L89 185V187H86V189L84 190H81V189H78V192H77V194L76 195H74L73 196V198L71 199V201H72V204L74 205V208H72V210H71V208H69L70 209V213H69V217L68 216H66V217H68V220L67 221H63L62 222V225L59 227V231L57 232V233H55L57 236L55 237V236H53V238H49V240H48V237H46L47 238V240H46V242L44 241L43 243H46V245L45 246H43V244L42 245H40L39 247L40 248H42L43 249V247H44V250L46 249H48V253L44 256H41V255H38V253H40L41 254V252H38V250L36 249V248H34V246H33V243L35 244L36 243V241H34V240H32V236H34V231H33V235L31 234L32 232H31V228L29 227L30 225H28L27 226V224H28V220L30 221V220H32L33 219V216H37L38 214H39V211L41 212V210H40V207H39V205H40V202L38 201V200H36V197H39V195L38 194H36L37 193V191H36V188H38V187H42L40 190H44V191H47L48 189H50V188H47V187H49V186H47V182H45V183H47L46 184V186L47 187H43V186H39V185H36V186H38V187H36V188H34L33 186V188H34V190H33V188H31V192H28V188H30L29 186H31V185H29V186H27V188H26V186H25V188H24V186L23 187H21L19 190L18 189H16L17 190V192H16V202H17V204L18 205H20V206H18L20 209L19 210H21L20 212H22L23 213V215L20 217L21 218V224L24 226V227H27L28 229H26V228H24V232H28L25 236H18V237H10L8 240H4L3 242H1L0 243V264H28L27 262H31L32 264H34V262L37 260V256H41L42 257V259L45 257L46 259H48V260H51L50 262L51 263H49V264H55V258L57 259L56 261L58 262V256L60 255V256H62V253H65L67 250H68V252H69V250L71 249V246H72V242H73V240H75L74 238H77V240H78V242H77V244L79 245V247H80V249L78 250V248H77V250L75 249L74 250V247H73V250H74V261H72L73 263H71V262H69L68 264H77L76 263V261L78 262V260L80 259V261L81 260H83V262L82 263H84V260H86V258L88 257V256H85V255H90L87 251H89V249L90 248H88V247H90L91 245H90V243L88 242L89 240V237L90 236H92V237H96V226H94L92 223V219H91V213L97 208L96 206L99 204L98 202H99V200L97 201V196L95 195V191L96 190H94L93 188H94V186H96V184H98V183H102L101 185L103 186V187H105L106 188V190L105 191H107L106 192V194L108 193V192H110V193H112V195H110V196H112L113 197V193H114V191H116V189L114 190V188H116L115 186H117V189H120V187H121V189H123V185H124V183H123V185H121L120 183L122 182V180H124V179H122L123 177L125 178L126 177V184L125 185H130V184H136V186H137V184H138V186L136 187V186H129V189H127L126 190V187H125V190L126 191H124L123 192V194H121V196L119 197L118 195V197L120 198L119 200H120V203H121V213H122V215H123V220H124V222L125 223H129V222H132L133 220H135V218L139 215V214H141L143 211H145L144 209H146L147 207H149V206H153V204L152 205H150L151 204V202L153 201V197L154 196H152V195H154V193H156L155 192V190L153 191H150V188H151V186H153V187H155V186H158V185H156L153 181H155L156 179H158L159 178V176H158V178L155 176V175H157V174H155L154 175V173H153V175L156 177V178H154L153 176H152V173L150 174V176H152L155 180H151L150 181V179H147L149 176L147 175V169H145V166L146 165H150L149 164V158H150V160H151V157H149L148 158V150H149V146H150V144L152 145V143H151V141L153 142V137H151L150 135L151 134H149V132H152V131H150V130H152L151 129V127L152 126H160V128H164L165 130V134L163 133V135H167V133L169 132H167V130H168V126L167 125H165V126H162V125H164V124H162V121L160 122L159 120H157V119H155V116H153V115H156V111H158V110H160V111H164L165 112V110H167V109H170L171 107L172 108H174V107H176L177 105H181L180 103L179 104H177L176 102L177 101H183V103H182V101H181V103L183 104V107L185 106V103H186V106H187V104H191L192 102V106H194V107H192L191 109L189 108V106L187 107L188 108V110H190V111H187V114L186 115H184L183 117H185L186 119L188 118V117H190L191 118V116L193 117V118H191V119H189L191 122H196L198 125H199V123H201V121H202V119H204L206 116H209L210 115V117H216L215 119H217L218 117L221 119L220 121H222L223 119H222V115L224 114L223 113V111L228 107V106H231V105H233L234 104V98L236 99L237 98V103H238V107H240V106H242L241 104H242V100H246V98H244L245 97V95L247 96V92L250 90V89H252L251 87V85H253V80H255V82L257 81V82H261L262 83V85L264 86V82H263V79L261 80V81H259L258 80V77L261 75L260 74V72H259V70L262 68V67H264V35L262 34V36H263V38L262 39H260L257 35H259V32H258V28H257V31L256 30H254L255 32H253V33H250V35H248L249 37H248V39H245L246 38V36H247V34H249V31H250ZM69 31V32H68ZM102 31V30H101ZM248 31V32H247ZM257 32H258V34H257ZM261 32V33H262ZM20 34V35H19ZM252 34V35H251ZM19 35V36H18ZM81 35H83V34H81ZM256 35V36H255ZM67 37H69L68 35H66ZM30 37H37V38H39L40 40H42V41H45V43L44 44H39V45H35V46H30V43H29V38ZM236 37V36H235ZM255 37H257V38H255ZM202 38V37H201ZM204 38V37H203ZM206 38V37H205ZM251 39H253V41H251ZM67 40H69V39H67ZM251 41V45H248L247 44V41H248V43ZM202 41V40H201ZM141 42V41H140ZM203 42V41H202ZM230 42V41H229ZM253 42V43H252ZM62 43H64V42H62ZM231 43V42H230ZM245 43L247 44V45H245ZM256 43V44H255ZM2 44L5 46L4 48H2L1 46H2ZM6 44H8V45H6ZM65 44H66V42H65ZM144 44V43H143ZM203 44V43H202ZM225 44H229V43H225ZM253 44V45H252ZM244 45H245V47L246 46H249V47H244ZM70 46V45H69ZM141 46V45H140ZM201 46H203V45H201V42H200V47ZM229 46V45H228ZM237 46H239V48L237 47ZM252 46V47H251ZM143 47H144V45H143ZM241 47V48H240ZM235 48V47H234ZM245 48V51H242V49H244ZM61 49H63V48H61ZM144 49L146 50V48L144 47ZM143 49V51L144 52H146L145 50ZM64 50V49H63ZM67 50H69V49H67ZM139 50V49H138ZM239 50H241L240 52H238ZM62 51V50H61ZM200 51V50H199ZM62 52H64V51H62ZM68 52V51H67ZM73 52V51H72ZM140 52V51H139ZM143 53V52H142ZM73 54H74V52H73ZM68 55V54H67ZM239 55V56H238ZM244 55V54H243ZM25 56H29V57H31V60L32 59H34V69H31V64H30V62H24L23 61V58L25 57ZM100 56V55H99ZM200 56H201V51H200ZM234 56H233V58L232 59H234ZM74 57V56H73ZM77 57V56H76ZM225 57V56H224ZM70 58H72V57H70ZM78 58V57H77ZM187 58V57H186ZM191 57H189V59H190ZM223 58V57H222ZM226 58V57H225ZM241 58V57H240ZM142 59V58H141ZM144 60H145V58H143ZM75 60V59H74ZM73 60V61H74ZM187 60V59H186ZM225 60V59H224ZM223 60V61H224ZM143 61V60H142ZM193 61V60H192ZM223 61H222V63H223ZM238 61V60H237ZM62 62V61H61ZM67 62V63H66ZM76 62V61H75ZM141 62V61H140ZM204 62V61H203ZM227 62V61H226ZM59 63H60V65H64V66H60L59 65ZM66 63V64H65ZM74 63V62H73ZM77 63H78V61H77ZM76 63V64H77ZM81 63V62H80ZM192 63V62H191ZM193 63H195V62H193ZM221 63V62H220ZM221 63V64H222ZM79 64V63H78ZM196 64V63H195ZM224 64V63H223ZM229 64H227L228 65V67L230 68V69H232V66L230 67L229 66ZM238 64V65H237ZM65 65L67 66V68L65 67ZM81 65H83V64H81ZM143 65V64H142ZM211 66H212V63L210 64ZM209 65V66H210ZM227 65H225V66H227ZM146 66H147V64H146ZM199 66V65H198ZM208 66V65H207ZM208 66V67H209ZM224 66V65H223ZM66 69H65V68ZM69 67H70V65H69ZM83 67H84V69H86L85 68V66L83 65ZM202 67H203V64H202ZM205 67V66H204ZM204 67H203V69H204ZM213 67V66H212ZM211 67V68H212ZM261 67V68H260ZM65 69L64 71L62 70V69ZM100 68H101V65H100ZM103 68V67H102ZM200 68V67H199ZM46 69V68H45ZM68 69V70H67ZM104 69V68H103ZM201 69V68H200ZM205 69H209V68H206L205 67ZM204 69V70H205ZM213 69V68H212ZM225 69V68H224ZM101 70V69H100ZM139 70V69H138ZM88 71V70H87ZM98 70H96V72H97ZM105 71V70H104ZM103 71V72H104ZM202 71V70H201ZM224 71V70H223ZM261 71V70H260ZM47 72V71H46ZM63 72V73H62ZM196 72V71H195ZM48 73V72H47ZM83 73V72H82ZM100 73H101V71H100ZM198 73V72H197ZM63 74V75H62ZM160 74V73H159ZM162 74V77H164V75H163V73H161ZM260 74V75H259ZM47 75V74H46ZM64 75V76H65ZM44 76H45V74H44ZM96 76H97V74H96ZM100 76V75H99ZM200 76V75H199ZM58 77V76H57ZM60 77H58V78H60ZM71 77H74V78H71ZM172 77V76H171ZM191 77H193V76H191ZM197 77V76H196ZM202 77V76H201ZM257 77V78H256ZM103 78V77H102ZM175 78H176V80H175ZM261 78V77H260ZM93 79V78H92ZM91 79V80H92ZM191 79H193V78H191ZM56 80V79H55ZM55 80H53L54 82H55ZM199 80V79H198ZM204 80V81H205ZM209 81L210 80H212V79H208ZM50 81V80H49ZM48 81V82H49ZM52 81V80H51ZM52 81V82H53ZM57 81H58V79H57ZM94 81V80H93ZM201 81V80H200ZM216 81V80H215ZM214 81V82H215ZM226 81V82H225ZM61 82V81H60ZM78 82V81H77ZM81 82V81H80ZM79 82V83H80ZM140 82H141V80H140ZM173 82L174 83V86H171L170 84ZM198 82V81H197ZM62 83V84H63ZM188 83H190V82H188ZM200 83H202V82H200ZM211 83H213V82H211ZM227 83V84H226ZM261 83L259 84V85H261ZM49 84H51V82L49 83ZM52 84H54V83H52ZM141 84V83H140ZM154 84V83H153ZM192 84V83H191ZM14 85H16L17 86V84H14ZM55 85H56V83H55ZM79 86H80V84H78ZM169 85V86H168ZM215 85V84H214ZM50 86V85H49ZM53 86V85H52ZM58 86V85H57ZM79 86H75V87H79ZM142 86V85H141ZM155 86H154V88H155ZM172 87V89L174 90L175 89V91H176V93L175 92H172V91H170V90H172V89H170V88H167V87ZM13 87H15V86H13ZM51 87V86H50ZM60 87V86H59ZM62 87V86H61ZM74 87V88H75ZM146 87V86H145ZM175 87V88H174ZM199 87L200 88H202V90H200L199 89ZM214 87H216V88H221V86L219 85V87H218V85H216V86H214ZM49 88V87H48ZM52 88V87H51ZM56 88V87H55ZM81 88V87H80ZM147 88V87H146ZM153 88V89H154ZM212 88V87H211ZM255 88V87H254ZM16 88H13V90H15ZM50 89V88H49ZM49 89H48V91H49ZM57 89H58V87H57ZM61 89V88H60ZM59 89V90H60ZM170 89V90H169ZM51 90V89H50ZM76 90H78L77 88H76ZM147 90V89H146ZM150 89H148V91H149ZM152 90V89H151ZM155 90V89H154ZM167 90H169V92L167 91ZM254 90V92H253V95H254V101H256L258 98H262L263 96H264V88L262 89H253ZM140 91V90H139ZM153 91V90H152ZM142 92V91H141ZM140 92V93H141ZM145 92V91H144ZM156 92V91H155ZM55 93V92H54ZM62 93V92H61ZM60 93V94H61ZM68 93H69V91H68ZM170 94V96H171V98H170V96L169 95H165V94ZM171 93H173L174 94V96H173V94H171ZM203 95L204 93H206L207 94V96H205L206 94H204L203 95V98L201 97V95ZM51 94H53V93H51ZM64 94V93H63ZM142 94V93H141ZM150 95H151V93H149ZM251 94H252V92H251ZM67 96H68V94H66ZM149 95V96H150ZM210 95V96H209ZM148 96V95H147ZM154 96V95H153ZM168 96H169V98H168ZM196 97V98H198V99H196L195 100V98H194V100H195V102H194V100H192V98L193 97ZM199 96V97H198ZM105 97V96H104ZM117 97V96H116ZM142 97V96H141ZM150 98V99H149ZM186 98L188 99V100H186ZM66 99V98H65ZM110 99V98H109ZM120 99V98H119ZM174 101H176L175 103L173 102V100ZM180 99V100H179ZM183 99H185V100H183ZM199 99H204V101H206V102H204L203 100H199ZM209 99V98H208ZM118 100V99H117ZM171 100H172V103H174L175 105L173 106V104L171 103ZM190 100V101H189ZM63 101V100H62ZM68 101V100H67ZM67 101H65L64 103H66ZM119 101V100H118ZM127 101V100H126ZM137 101V100H136ZM189 101V102H188ZM192 101V102H191ZM202 102V103H200V102ZM113 102V101H112ZM135 101H133V103H134ZM198 102V103H197ZM236 102V101H235ZM1 103V102H0ZM62 103V102H61ZM157 103V104H156ZM195 103V105H197V107H195V105H193ZM202 104L201 105V107H203V106H205V107H207L205 110H201L200 108H198L199 107V105L200 104ZM204 103H206V104H204ZM236 103V104H237ZM63 104V103H62ZM61 104V105H62ZM118 104V103H117ZM128 103H126V105H127ZM137 104V103H136ZM189 104V105H190ZM63 105H65V104H63ZM66 105H68V104H66ZM65 105V106H66ZM1 106V105H0ZM135 106V107H134ZM138 106V105H137ZM145 106V107H144ZM180 107V106H179ZM182 107V106H181ZM180 107V108H181ZM191 107V106H190ZM112 108V109H111ZM116 108V107H115ZM137 108V107H136ZM194 108H198V109H194ZM243 107H241V109H242ZM0 109H1V107H0ZM4 109H5V107H4ZM130 109V110H129ZM175 109H177V107L176 108H174L173 109V111L175 110ZM185 109V108H184ZM200 109V110H199ZM239 109V108H238ZM241 109H239L240 111H241ZM134 111V115L137 117V118H139V120L140 121H142V122H140L137 118H134L137 122H138V124L139 123H141V125H137V126H140L141 128H140V130H137L136 128H134L133 127V130L131 129L132 128V126H136V124H135V120L133 121V119H131V122H128V120L130 119V117H129V115H131L130 113H132L133 114V112L132 111ZM186 110L187 109H185V113H186ZM206 110L208 111V110H212V111H208L209 112V115H208V112H206ZM236 110H237V108H236ZM238 110V111H239ZM117 111H118V108H117ZM184 111V110H183ZM7 111H3V108H2V110H1V116H3V117H1L2 119H6L7 118V116L8 115H10V114H8L7 115V113H6ZM13 112H15V111H13ZM137 114H136V113ZM163 112V113H164ZM190 112H192V115H190V114H188V113H190ZM205 112L207 113V114H205ZM8 113H10V110H9V112ZM16 113V112H15ZM145 113H143V114H145ZM167 113V112H166ZM181 114L183 113V112H180ZM13 114L14 113H12V115H11V117H13ZM17 114V113H16ZM184 114V113H183ZM200 114V115H199ZM218 114V115H217ZM122 115H124V114H122ZM179 115V114H178ZM19 116H21V115H19ZM125 116V115H124ZM171 116V115H170ZM173 116V115H172ZM176 116V115H175ZM218 116V117H217ZM224 116H225V114H224ZM10 117V118H11ZM25 117V116H24ZM133 117V116H132ZM164 118H163V121H164V119H166L165 118V116H163ZM167 118H171V119H173L174 117H168V115L166 116ZM179 117H180V115H179ZM179 117L177 118V119H179ZM181 117H182V115H181ZM180 117V118H181ZM182 117V118H183ZM1 118H0V120H1ZM19 118V117H18ZM159 118V117H158ZM161 118V117H160ZM184 118V119H185ZM219 118H218V120H219ZM12 119V118H11ZM13 119H15V118H13ZM12 119V120H13ZM74 119V118H73ZM175 119V118H174ZM184 119H182V120H184ZM185 119V120H186ZM195 119V121H192V120H194ZM215 119H213L214 121H215ZM225 119V118H224ZM18 120V119H17ZM99 120V119H98ZM169 120V119H168ZM19 121V120H18ZM74 121V120H73ZM133 121V122H132ZM166 121V120H165ZM190 121L188 122V126H189V128L191 127V126H193V124H191V126H190ZM97 122V121H96ZM136 122V123H137ZM144 122V123H143ZM169 121H167V122H165V123H168ZM95 123V122H94ZM93 123V124H94ZM127 123H133V125L131 126V127H128V125H126ZM170 123H173L172 121L170 122ZM179 123V122H178ZM185 123V122H184ZM187 123V122H186ZM75 124V123H74ZM83 124V123H82ZM92 124V125H93ZM130 124V125H131ZM175 124H177V123H175ZM122 125H125V127L127 128L128 127V130H126L125 128H122ZM173 125V124H172ZM186 125V124H185ZM194 125H195V123H194ZM201 125V124H200ZM179 126H181V125H179ZM49 127V126H48ZM51 127V126H50ZM52 127H54V126H52ZM56 127V126H55ZM170 127H171V125H170ZM169 127V128H170ZM226 127L227 126H225L223 129H225V130H223V129H221L220 130V134H222V132L224 133V131H225V133L226 132H229V131H231V130H229V129H226ZM42 128H43V130H42ZM63 128V127H62ZM67 128L65 129V131L67 130ZM175 128H176V125H175ZM174 128V129H175ZM37 129V130H36ZM122 129H125L126 131H129V134L130 135H133L132 133H130V131L132 132H134V131H136V132H138V131H140L141 133H137L138 134V136H137V134H136V132H134V135L136 134V138H133L132 139V141H130L129 140V138L127 137V139L129 140V142L128 143H130V144H128V143H126V141H127V139H126V137L125 136H128V134L126 133V135L125 136H123L125 139H126V141H125V145L124 144H122V146H120L119 148H118V146H117V141H119V140H121L123 137H122V135H124V134H121L120 135V133L121 132H124ZM135 129V130H134ZM138 129H139V127H138ZM156 129V128H155ZM192 129V128H191ZM40 130H42V131H40ZM58 129H56V132L59 134V132H62V131H57ZM96 130H98V131H96ZM122 130V131H121ZM170 130H171V128H170ZM188 130H190V129H188ZM197 130H198V128H197ZM199 130H200V128H199ZM223 130V131H222ZM65 131H63V132H65ZM46 132V131H45ZM4 133V132H3ZM56 133V134H57ZM117 133H118V135H117ZM143 133L145 134V133H147V134H149V135H145L146 137L148 136V138H150V140L151 141H149V140H145V139H148V138H145L144 140H145V142L143 143V142H141L140 140H139V138L143 135ZM162 133H161V135H159V137L161 136L162 137ZM170 133V132H169ZM172 133V132H171ZM189 133V132H188ZM197 133V132H196ZM224 133V134H225ZM38 134V133H37ZM56 134H55V137H56ZM160 134V133H159ZM192 134L193 133H189V135L190 136H192ZM199 134V133H198ZM228 134H230V133H228ZM228 134L226 133V135L228 136ZM6 135V134H5ZM121 136V138H120V136ZM129 135V136H130ZM153 135H154V133H153ZM171 135V134H170ZM170 135H168V136H165V137H168V138H170L171 136ZM225 135V136H226ZM37 136V135H36ZM116 136H118V138H120L119 140H116ZM144 136V135H143ZM142 136V137H143ZM150 136V137H149ZM155 136V135H154ZM186 136H188L187 134H186ZM195 136H197V135H195ZM222 136H224V135H222ZM226 136V137H227ZM230 136V135H229ZM228 136V137H229ZM9 137V136H8ZM8 137H6L8 140H9V138ZM54 137V138H55ZM62 137V136H61ZM131 137V136H130ZM132 137H134V136H132ZM131 137V138H132ZM139 137V138H138ZM181 136H179V138H180ZM20 138H23L22 140L20 139ZM114 138H115V141H114ZM117 138V139H118ZM152 138V139H151ZM157 138V137H156ZM155 138V139H156ZM168 138H167V140H168ZM176 138H178V136L176 137ZM62 139V138H61ZM174 139V138H173ZM173 139H171L170 138V140L172 141V143H174L173 142ZM183 139V138H182ZM188 139H190V137H188ZM187 139V140H188ZM199 139V138H198ZM198 139H196L197 141H198ZM209 139V138H208ZM230 139V138H229ZM10 140H11V138H10ZM13 140V139H12ZM20 140V141H19ZM55 140H57V139H55ZM186 140V141H187ZM195 140V141H196ZM205 140V139H204ZM16 141L18 142V144H16ZM170 141V142H171ZM191 141H194V139H191ZM203 141V140H202ZM58 142V141H57ZM56 142V143H57ZM59 142H61V141H59ZM58 142V143H59ZM62 142V143H63ZM116 144H115V143ZM120 142V141H119ZM123 141L121 140V142L118 144V145H121V143H122ZM162 142V141H161ZM169 142V141H168ZM184 143L183 144V149H180V150H176V151H172V152H167L166 153V150H165V147L163 148V146H165V145H163L162 143H161V145H160V148H161V150H165V152L163 151V153H166V154H168L167 155V162L164 164L163 162L162 163H159L160 165L161 164H164L165 165V167H167L166 169L170 172V174L168 173V172H166L170 177L169 178H166V179H163V181H162V183L161 184H163V186H164V184H166V187L168 188V190H169V192L171 191V192H173V196L174 195H176L175 196V198H178L179 199V203H180V205L181 206H183L184 205V203H185V205L187 204L184 200H185V198H184V196L186 195H184L183 196V194H182V192H183V188L181 187V184H182V182H183V180H182V178H185L184 177V175H185V164L184 163H186V160H187V158H186V156H188V155H185V152L186 151H190L193 147H192V142H191V147H190V150H186L185 151V146L184 145H186V143L184 142V139H183V141H181V143ZM205 143V145H204V152L208 155V154H212L211 153V149H210V147H209V145H208V140L206 141H204ZM63 143V144H64ZM101 143V142H100ZM132 143V144H131ZM141 143H143V144H141ZM179 143V142H178ZM189 142H187V144H188ZM199 143H200V141H199ZM199 143H198V145H199ZM211 143V142H210ZM63 144H61V145H63ZM98 144V143H97ZM195 144V143H194ZM196 144H197V142H196ZM196 144H195V146H196ZM23 144H21V146H22ZM65 145V144H64ZM102 145V144H101ZM127 145V146H126ZM173 145V144H172ZM171 145V146H172ZM179 145V144H178ZM20 146V145H19ZM67 146H65L66 147V149H67ZM124 146H126V147H124ZM159 146V145H158ZM169 146V145H168ZM214 147H215V145H213ZM212 146V147H213ZM23 147V146H22ZM87 147V148H86ZM97 147V146H96ZM103 147V146H102ZM230 147V146H229ZM7 148H6V150H7ZM160 148H158V150L160 149ZM173 148V147H172ZM180 148V147H179ZM187 148V147H186ZM199 149H200V147H198ZM243 148V147H242ZM242 148H236L234 145H231V151L228 153L227 152V154L226 153H223V152H226V151H224V148H223V152L221 151V153H223L224 155H227V157H228V155L230 156V158H232V160L233 161H231L232 162V169L234 170V172H238V170L239 171H241V170H243V171H246L247 172V170H244L246 167H247V169H248V159L250 158H248L247 157V155H245L246 153L244 152V151H246L245 149H242ZM108 149H109V147H108ZM154 149V148H153ZM166 149H167V147H166ZM169 149V148H168ZM177 149V148H176ZM222 149V148H221ZM57 150V149H56ZM72 150V149H71ZM78 150V149H77ZM98 150V149H97ZM111 150V149H110ZM113 150V149H112ZM161 150H159V151H161ZM169 150H172V149H169ZM194 150V149H193ZM226 150V149H225ZM244 150V151H243ZM10 151H6L5 152V154H6V156L5 157H10V158H8V159H11V156H10V154L9 153H11V154H13L12 152H10ZM18 151V150H17ZM84 151V150H83ZM89 151V152H90ZM120 151V150H119ZM119 151H117V152H119ZM150 151V150H149ZM196 151V150H195ZM201 151H202V149H201ZM214 151H216V150H214ZM219 151H220V149H219ZM14 152H16V150L14 151ZM125 152H127L126 154H125ZM155 152V151H154ZM162 152V151H161ZM213 152V151H212ZM59 153H61V152H59ZM63 153V152H62ZM72 153V155H73V152H71ZM92 153V154H93ZM97 153V152H96ZM111 154H113V152L111 151L110 152ZM155 153H157V152H155ZM191 153V152H190ZM198 153V152H197ZM119 154V153H118ZM195 154V153H194ZM202 154V153H201ZM200 154V155H201ZM219 154V156H220V153H218ZM223 154H221V156L223 155ZM86 155H88V154H86ZM89 155H91L90 153H89ZM165 155V154H164ZM163 155V156H164ZM197 155V154H196ZM203 155V154H202ZM205 155V154H204ZM214 155V154H213ZM217 155V154H216ZM215 155V156H216ZM16 156H17V153H16ZM58 156V155H57ZM75 156V155H74ZM73 156V157H74ZM84 156H85V154H84ZM91 156H93V155H91ZM102 156V157H101ZM150 156V155H149ZM218 156V155H217ZM4 157V156H3ZM2 157V158H3ZM4 157V158H5ZM90 157V156H89ZM108 157V156H107ZM111 157H113L112 155H111ZM165 157V156H164ZM191 157V156H190ZM204 157V156H203ZM208 157H210L209 155H208ZM211 157H212V155H211ZM13 158V157H12ZM16 158V157H15ZM15 158H13V162H14V159ZM84 158V157H83ZM82 158V159H83ZM110 158V157H109ZM108 158V159H109ZM120 158V157H119ZM119 158H117V159H119ZM166 158V157H165ZM198 158H199V156H198ZM252 158V157H251ZM71 159H72V157H71ZM104 159V158H103ZM106 159V158H105ZM186 159V160H185ZM193 159V158H192ZM191 159V160H192ZM227 159V158H226ZM3 160V159H2ZM62 160V159H61ZM61 160H60V162H61ZM64 160V159H63ZM87 160V161H86ZM107 160V159H106ZM160 160V159H159ZM163 160V159H162ZM198 160V159H197ZM196 160V161H197ZM254 160V159H253ZM12 161V160H11ZM10 161V162H11ZM55 161V160H54ZM52 162L53 164L52 165H56V163L55 162ZM59 161V160H58ZM78 161V160H77ZM77 161H76V163H77ZM78 161V162H79ZM152 161V160H151ZM150 161V162H151ZM185 161V162H184ZM203 161H204V158H203ZM203 161H200L201 162V164L203 165V164H205V163H203ZM252 161V160H251ZM4 162V161H3ZM12 162V163H13ZM60 162L57 164V165H59L60 164ZM192 162V161H191ZM198 162V164H199V161H197ZM229 162H230V159H229ZM254 162V161H253ZM253 162H251V163H253ZM64 163V162H63ZM62 163V164H63ZM70 162H69V160H68V164H69ZM72 163V162H71ZM152 163V162H151ZM157 163V162H156ZM35 164V163H34ZM51 164V163H50ZM67 164V163H66ZM155 164V163H154ZM201 164H199V165H197V167H198V170H200L199 168H200V166H201ZM231 164V163H230ZM65 165V164H64ZM156 165V164H155ZM187 165H188V163H187ZM191 165V164H190ZM227 165H228V163H227ZM35 166V165H34ZM50 166V165H49ZM66 166H68V165H66ZM79 166V165H78ZM161 166H163V165H161ZM204 166V165H203ZM206 166H207V164H206ZM55 167H57V168H59L58 166H55ZM55 167H53V168H55ZM60 167H62V165L60 164ZM64 167V166H63ZM72 167V166H71ZM71 167L68 169V170H71ZM155 167V166H154ZM157 167V166H156ZM188 167V166H187ZM186 167V168H187ZM202 167V166H201ZM208 167H210V166H208ZM224 167V166H223ZM222 167V168H223ZM23 168H25V166L23 167ZM26 168H28L27 166H26ZM26 168H25V170H26ZM35 168H36V166H35ZM51 168H52V166H51ZM50 168V169H51ZM52 168V169H53ZM56 168V169H57ZM75 168V167H74ZM80 168V167H79ZM207 167H205L204 169H206ZM225 168V167H224ZM229 169L230 167L229 166H226V169ZM256 168V167H255ZM31 169V168H30ZM32 169H34V168H32ZM44 169H46V168H44ZM52 169H51V172H52ZM153 169V168H152ZM163 169V168H162ZM189 169L191 170V168H190V166H189ZM227 169V170H228ZM249 169H251V168H249ZM254 169V168H253ZM24 170V169H23ZM36 170V169H35ZM54 170V169H53ZM75 170V169H74ZM82 170V169H81ZM83 170V171H84ZM154 170V169H153ZM225 170V169H224ZM256 170V169H255ZM40 171V170H39ZM49 171V170H48ZM66 171H67V168H66ZM66 171H65V173H66ZM77 171V170H76ZM78 171H80L79 169H78ZM82 171V172H83ZM149 171V170H148ZM162 171H164V169L162 170ZM166 171V170H165ZM184 171V172H183ZM193 171V170H192ZM229 171V170H228ZM243 171H241V172H243ZM250 171H252V170H250ZM38 172V171H37ZM50 172V173H51ZM62 172V171H61ZM81 172V171H80ZM125 172H127V173H125ZM191 172V171H190ZM194 172H196L197 173V171H195L194 170ZM205 172V171H204ZM203 172V173H204ZM41 173V172H40ZM40 173H39V175L38 176H40ZM44 173H45V171H44ZM65 173H64V175H65ZM75 173V172H74ZM73 173V174H74ZM79 173V172H78ZM187 173V172H186ZM192 173V172H191ZM239 173V172H238ZM20 174H23V172L22 173H20ZM24 178H27V179H29L28 177L29 176H31L32 174H31V172L29 173L28 171H26V173L24 172ZM27 174H30L29 176H27L26 177V175ZM48 174V173H47ZM56 174H58L57 173V171H56V173H55V171H54V173H52L51 175L53 176V175H56ZM84 174V175H85ZM130 176V174H131V176H132V178L130 177L128 180L129 181H127V178L129 177L128 175ZM166 174V175H167ZM193 174V173H192ZM206 174V173H205ZM204 174V175H205ZM64 175H62V177L64 176ZM67 175H68V173H67ZM75 175V174H74ZM119 176V178L117 177V176ZM122 175H124V176H122ZM126 175V176H125ZM166 175H164L163 174V176H166ZM199 175H201V171L199 172ZM36 176V175H35ZM47 176V175H46ZM50 176V175H49ZM70 176H71V174H70ZM80 176H82L83 177V174L82 175H80ZM86 176V177H87ZM114 176H116V178H118V180L117 179H113V178H115ZM146 176H148V177H146ZM162 176V177H163ZM202 176V175H201ZM207 176V175H206ZM22 177H23V175H22ZM37 177V176H36ZM67 177H69V176H67ZM72 177V176H71ZM71 177H70V179H71ZM77 177H78V174H77ZM77 177H76V179H77ZM152 177H149V178H152ZM162 177H160V178H162ZM192 177V176H191ZM196 177V176H195ZM200 177V176H199ZM34 178V180L36 179L35 177H33ZM40 178V177H39ZM54 178V177H53ZM58 178H60L59 176H58ZM64 178V177H63ZM63 178H62V181H63ZM74 178V177H73ZM72 178V179H73ZM84 178V177H83ZM147 179V180H149L150 182H153L155 185H153L152 183L150 184L149 182H144V179ZM152 178V179H153ZM190 178V177H189ZM207 178V177H206ZM23 179V178H22ZM64 179H67L66 177L64 178ZM75 179V180H76ZM79 179V178H78ZM85 179V178H84ZM201 179H202V177H201ZM30 180V179H29ZM42 180V179H41ZM45 180H47L46 178H45ZM57 180V179H56ZM60 180H61V178H60ZM115 180V181H114ZM36 181V180H35ZM43 181V180H42ZM48 181H49V178H48ZM53 181V180H52ZM52 181L51 182H49L50 184V186H51V183H52ZM146 181V180H145ZM28 183H29V181H27ZM34 182V181H33ZM53 182H55V181H53ZM60 182V181H59ZM80 182H81V179H79V184H80ZM118 182H119V184H120V187L118 186ZM124 182V181H123ZM158 182V181H157ZM161 182V181H160ZM160 182L159 183H157V184H160ZM36 183V182H35ZM56 183H57V181H56ZM71 183V186H72V182H70ZM78 183H77V185H78ZM127 183H129V184H127ZM188 183H190L189 181H188ZM188 183H185V184H188ZM33 184V183H32ZM42 184V183H41ZM60 184V183H59ZM66 184H68V183H66L65 182V185ZM73 184H74V181H73ZM76 184V183H75ZM74 184V185H75ZM184 184V185H185ZM35 185V184H34ZM45 185V184H44ZM57 185V184H56ZM88 185H86V186H88ZM92 185V186H91ZM79 186V185H78ZM119 187V188H118ZM133 187H135V188H133ZM150 187V188H149ZM158 187H160V186H158ZM161 187H162V185H161ZM183 187H185L186 189H188L186 186H183ZM190 187V186H189ZM47 188V189H46ZM66 188H68V187H66ZM72 188V187H71ZM70 187H69V190L71 189ZM77 188H79V187H77ZM109 188H110V190L111 189H113L114 191H110L109 190ZM128 188V187H127ZM27 189V190H26ZM39 189V188H38ZM61 189V188H60ZM63 189H65V188H62V191H63ZM75 189V188H74ZM108 189V190H107ZM149 189V190H148ZM153 189H155V188H153ZM156 189H157V187H156ZM162 189V188H161ZM161 189H159V190H161ZM166 189V188H165ZM165 189H164V191H165ZM199 189V188H198ZM197 189V192L199 191ZM51 190V189H50ZM55 190V189H54ZM94 190V191H93ZM103 190V191H104ZM158 190V191H159ZM167 190V191H168ZM36 191V192H35ZM72 191V190H71ZM123 191V190H122ZM39 192V191H38ZM43 192V191H42ZM152 192V193H151ZM160 192V191H159ZM194 192V191H193ZM40 193H41V191H40ZM110 193H108V194H110ZM116 193V192H115ZM122 193V192H121ZM158 193V192H157ZM161 193V192H160ZM162 193H164V192H162ZM167 193V192H166ZM189 193V192H188ZM104 194V193H103ZM118 194H119V192H118ZM165 194V193H164ZM164 194H163V196H164ZM101 195V194H100ZM156 195V194H155ZM159 195V194H158ZM192 195V194H191ZM70 196V195H69ZM103 196H105V197H107V195H103ZM116 196V195H115ZM162 196V197H163ZM101 197V196H100ZM111 197V198H112ZM168 197H170L171 199H173L171 196H168ZM186 197V196H185ZM196 197V196H195ZM200 197V196H199ZM70 198V197H69ZM110 198V197H109ZM114 198V197H113ZM166 198V197H165ZM38 199V198H37ZM99 199V198H98ZM106 199V198H105ZM108 199V198H107ZM155 199V198H154ZM159 199V198H158ZM189 199V198H188ZM193 199H194V197H193ZM197 199H198V197H197ZM115 200V199H114ZM200 200H202V199H200ZM49 201V200H48ZM222 201H224V200H222ZM176 202V201H175ZM189 202V201H188ZM202 202V201H201ZM205 202V201H204ZM70 203V202H69ZM155 203V202H154ZM159 203V202H158ZM196 203V202H195ZM199 203V202H198ZM171 204V203H170ZM174 204V203H173ZM190 204V203H189ZM189 204H187V205H189ZM236 204V203H235ZM238 204V203H237ZM53 205V204H52ZM184 205V213H185V210L187 211V209L185 208L186 206ZM198 205V204H197ZM221 205H224L225 207H227V203H226V201L225 202H223V204H221ZM230 205V204H229ZM228 205V206H229ZM41 206V205H40ZM118 206V205H117ZM161 206V205H160ZM177 206V205H176ZM193 206H195V205H193ZM199 206V205H198ZM232 206V205H231ZM234 206V205H233ZM67 207V206H66ZM72 207V206H71ZM162 207V206H161ZM164 207V206H163ZM99 208V207H98ZM157 208V207H156ZM183 208V207H182ZM181 208V209H182ZM190 208V207H189ZM229 208H231V207H229ZM69 209H68V211H69ZM151 209V208H150ZM158 209H159V207H158ZM198 209V208H197ZM196 209V210H197ZM232 209H233V207H232ZM155 210V209H154ZM193 210H195L194 209V207H192V212H193ZM225 210V209H224ZM116 211V210H115ZM149 211V210H148ZM165 211V210H164ZM190 211V212H191ZM199 211V210H198ZM226 211V210H225ZM234 211V210H233ZM63 212V211H62ZM117 212V211H116ZM115 212V213H116ZM120 212V211H119ZM160 212V211H159ZM197 212V211H196ZM229 212H231V211H229ZM21 213V214H22ZM64 213V212H63ZM63 213H61L62 214V216H64V215H68L67 214V212H65L64 214ZM154 213V212H153ZM161 213H163V212H161ZM161 213L160 214H158L159 215V217L161 216ZM167 213V212H166ZM179 213V212H178ZM187 213V212H186ZM185 213V214H186ZM198 213V212H197ZM224 213V212H223ZM232 213V212H231ZM236 213V212H235ZM262 213V212H261ZM59 214V213H58ZM181 214V213H180ZM199 214V216H200V213H198ZM228 215H230L229 213H227ZM157 215V214H156ZM163 215V214H162ZM165 215V214H164ZM163 215V216H164ZM167 215V214H166ZM170 216H172L171 214H169ZM192 214L190 213V216H191ZM233 215V214H232ZM237 215V214H236ZM262 215V214H261ZM120 216V215H119ZM152 216H154V215H152ZM181 216H182V214H181ZM262 216H264V210H263V215ZM178 217V216H177ZM186 217H187V214H186ZM192 217V216H191ZM230 217V216H229ZM234 217V215L232 216V218ZM238 215H237V221H238ZM258 216H256V221H257V219L260 217H258ZM23 218V219H22ZM162 218V217H161ZM172 218H173V216H172ZM181 218V217H180ZM194 218V217H193ZM195 218H196V215H195ZM235 218V217H234ZM234 218H233V220H234ZM66 219V218H65ZM174 219V218H173ZM172 219V220H173ZM186 219H190V217L188 216ZM186 219H185V221H186ZM221 219V218H220ZM224 219H226V213H225V218ZM236 219V218H235ZM263 219H264V217H263ZM262 218H261V220H263ZM60 220V219H59ZM61 220H63V219H61ZM164 220H165V218H164ZM178 220H180V219H178ZM177 220V221H178ZM197 220V219H196ZM231 220V219H230ZM232 220V221H233ZM99 221V220H98ZM120 221H121V219H120ZM147 221V220H146ZM241 221V220H240ZM167 222V221H166ZM181 222V221H180ZM192 222H194V220H192ZM199 222H201V221H199ZM235 222V221H234ZM260 222V221H259ZM27 223V224H26ZM66 223V224H65ZM133 223V222H132ZM171 223V222H170ZM185 223V222H184ZM184 223H183V220H182V225L184 226ZM210 223V222H209ZM215 223H216V221H215ZM229 223H230V221H229ZM237 223H239V221L237 222ZM257 223V222H256ZM194 224V223H193ZM193 224L191 225V226H193ZM199 224V223H198ZM207 224V223H206ZM206 224H204V225H206ZM225 224V223H224ZM34 225V224H33ZM32 225V226H33ZM96 225V224H95ZM98 225V224H97ZM123 225V224H122ZM130 225V224H129ZM164 225V224H163ZM168 225H170V224H168ZM203 225V226H204ZM212 225V224H211ZM211 225H210V227H211ZM227 225H228V221H227ZM31 226V227H32ZM35 227L37 226V224L36 225H34ZM33 226V227H34ZM41 226V225H40ZM99 226V225H98ZM117 226H119V225H117ZM165 226V225H164ZM180 225H178L177 224V227H179ZM197 226V225H196ZM207 226H209V225H207ZM222 226H223V222H222ZM234 225H232V227H233ZM239 226V225H238ZM32 227V228H33ZM34 227V228H35ZM96 227V228H95ZM127 227V226H126ZM223 227H225V226H223ZM231 229H232V227L231 226H229ZM115 228V227H114ZM119 228V227H118ZM164 228V227H163ZM208 228V227H207ZM234 228V227H233ZM241 228H242V226L240 225L239 227H238V229H237V231H238V235H239V233H240V231H241ZM124 229V228H123ZM122 229V230H123ZM129 229V228H128ZM175 230H177L176 228H174ZM209 229V228H208ZM226 229V228H225ZM27 230V231H26ZM114 230V229H113ZM121 230V229H120ZM137 230V229H136ZM180 230H181V235L179 236L180 237V239H181V237H183L182 235H183V232H182V229H179L178 231H179V233H180ZM221 230V229H220ZM132 231H134V230H132ZM131 231V232H132ZM187 231V230H186ZM222 231V230H221ZM234 231H235V229H234ZM117 232V231H116ZM213 232V231H212ZM226 232V231H225ZM41 233V232H40ZM216 233V231L213 233V235H216L215 234ZM222 234V233H221ZM227 234H228V232H227ZM236 234V235H237ZM232 235H233V233H232ZM234 235H235V232H234ZM160 236V235H159ZM166 236V235H165ZM98 237V236H97ZM100 237V236H99ZM212 237V236H211ZM220 237H224V236H220ZM227 237V236H226ZM164 238V237H163ZM213 238V237H212ZM211 238V239H212ZM217 237L215 236V239H216ZM225 238V237H224ZM34 241V242H32V241ZM42 240V239H41ZM98 240V239H97ZM213 240V239H212ZM38 241V240H37ZM43 241V240H42ZM95 241V240H94ZM76 242V241H75ZM215 242V241H214ZM213 242V243H214ZM217 242V241H216ZM226 242V241H225ZM232 242V241H231ZM233 242H235V241H233ZM232 242V243H233ZM240 242V241H239ZM40 243H42V242H40ZM39 243V244H40ZM92 243V242H91ZM201 243V242H200ZM77 244H76V246H77ZM93 244V243H92ZM224 244V243H223ZM41 246H43V247H41ZM75 246V247H76ZM223 246H227V245H223ZM222 246V247H223ZM29 247H31L32 248V251L30 252V251H28V248ZM36 247H37V244H36ZM38 247V248H39ZM221 247V246H220ZM39 248V249H40ZM88 248V249H87ZM227 248V247H226ZM245 248V247H244ZM52 249H53V251H54V249L57 251H54V252H52ZM228 249V248H227ZM45 250V251H46ZM72 250V249H71ZM92 250V249H91ZM89 251V252H91L92 253V251ZM225 250V249H224ZM40 251H42L43 253H45L43 250H41L40 249ZM79 251V252H78ZM62 252V253H61ZM73 252V251H72ZM97 252H98V250H97ZM219 252H221L222 253V251L221 250H219ZM224 252V251H223ZM42 253V254H43ZM59 253H61V254H59ZM177 253V252H176ZM176 253L175 254H173L174 256H176ZM241 253V252H240ZM54 254H57L56 255V257H55V255ZM95 254V253H94ZM160 254V253H159ZM158 254V255H159ZM161 254H163V251L161 252ZM160 254V257L162 256ZM167 254V253H166ZM170 254V253H169ZM217 254V253H216ZM220 254V253H219ZM218 254V255H219ZM223 254V253H222ZM227 254V253H226ZM225 255V254H224ZM228 255H230V253L228 254ZM227 255V256H228ZM240 255V254H239ZM245 255V254H244ZM84 256H85V259H83L84 258ZM238 256V255H237ZM236 256V257H237ZM40 257V258H41ZM64 257V256H63ZM62 257V258H63ZM177 257H179V256H177ZM221 257L222 256H220V259H221ZM231 257V256H230ZM236 257H234V258H236ZM244 257V256H243ZM44 258V260H46ZM65 258V257H64ZM89 258V257H88ZM93 258V257H92ZM155 258V257H154ZM173 258H175V257H173ZM226 257H224V259H225ZM254 258V257H253ZM157 259V258H156ZM223 259V258H222ZM224 259L222 260V261H224ZM238 260H239V258H237ZM241 259V258H240ZM246 259H248V260H251L252 259V257L249 255V253H248V255H247V257H246ZM38 260H39V258H38ZM60 260V259H59ZM62 260V259H61ZM226 260V259H225ZM233 260V259H232ZM258 260V259H257ZM68 261H71V258H70V260H68ZM67 261V262H68ZM80 261L78 262V263H80ZM227 261V260H226ZM245 261V260H244ZM42 262H43V264H46V263H44V261L42 260L41 261V264H42ZM45 262H47V261H45ZM206 262H207V260H206ZM208 262H209V260H208ZM229 262H231V261H229ZM228 262V263H229ZM31 263H29V264H31ZM37 263L38 264H40V262L39 261H37ZM81 263V264H82ZM211 263V262H210ZM235 263V262H234ZM48 264V263H47ZM58 264V263H57ZM59 264H61V263H59ZM66 264V263H65ZM162 264V263H161ZM230 264V263H229ZM245 264V263H244Z\"/></svg>", "mask_w": 264, "mask_h": 264}]
</instances>
